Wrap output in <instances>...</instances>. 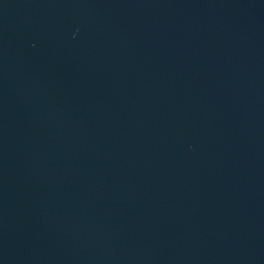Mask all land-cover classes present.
Wrapping results in <instances>:
<instances>
[{"label":"water","instance_id":"water-1","mask_svg":"<svg viewBox=\"0 0 264 264\" xmlns=\"http://www.w3.org/2000/svg\"><path fill=\"white\" fill-rule=\"evenodd\" d=\"M0 264H264V0H0Z\"/></svg>","mask_w":264,"mask_h":264}]
</instances>
